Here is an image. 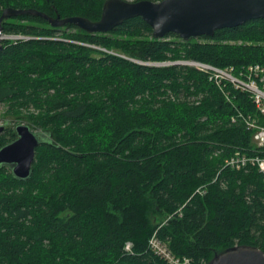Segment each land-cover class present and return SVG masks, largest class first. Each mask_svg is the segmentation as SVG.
Masks as SVG:
<instances>
[{
	"label": "trees",
	"instance_id": "16d2710c",
	"mask_svg": "<svg viewBox=\"0 0 264 264\" xmlns=\"http://www.w3.org/2000/svg\"><path fill=\"white\" fill-rule=\"evenodd\" d=\"M104 1L0 0V15L97 21ZM2 34L29 37L2 43V116L46 139L27 180L0 166V264H167L153 235L189 264L238 245L264 253V173L226 163L264 157L246 124L264 127V115L230 82L175 64L264 69V18L190 41L155 39L140 17L87 33L19 15Z\"/></svg>",
	"mask_w": 264,
	"mask_h": 264
},
{
	"label": "water",
	"instance_id": "95a60500",
	"mask_svg": "<svg viewBox=\"0 0 264 264\" xmlns=\"http://www.w3.org/2000/svg\"><path fill=\"white\" fill-rule=\"evenodd\" d=\"M19 15L40 17L55 28L73 24L87 33L110 32L123 21L140 17L151 27L155 39L173 33L190 41L200 36L212 37L216 30L264 18V0H105L97 21L81 16L51 17L33 8L6 7L0 15V49L2 22ZM14 130L16 138L0 148V166L7 167L14 178L27 180L35 149L45 141L46 135L24 123L17 124ZM4 131L5 125L0 124V136ZM207 264H264V253L254 246L238 245L215 253Z\"/></svg>",
	"mask_w": 264,
	"mask_h": 264
},
{
	"label": "built area",
	"instance_id": "2783aa9c",
	"mask_svg": "<svg viewBox=\"0 0 264 264\" xmlns=\"http://www.w3.org/2000/svg\"><path fill=\"white\" fill-rule=\"evenodd\" d=\"M29 37L15 35L10 39L16 41L19 39H28ZM182 64H189L203 70L210 75V79L217 85L223 81L230 82L234 88L247 92L250 95L252 102L257 110L264 115V69L258 65H250L241 71L238 75L234 74L232 68L220 69L207 64L196 62H179ZM247 127L254 128V140L257 146L264 145V127L258 126L254 121L246 120ZM227 165L244 167L247 164L255 165L261 173H264V157L255 156L247 157L240 154H235L232 158L226 161ZM150 249L159 257L164 259L167 264H189L188 258L175 257L168 249L167 244L153 235L148 242ZM131 243H127L125 250L129 251Z\"/></svg>",
	"mask_w": 264,
	"mask_h": 264
},
{
	"label": "rangeland",
	"instance_id": "374dc122",
	"mask_svg": "<svg viewBox=\"0 0 264 264\" xmlns=\"http://www.w3.org/2000/svg\"><path fill=\"white\" fill-rule=\"evenodd\" d=\"M11 36H15V35L2 34L1 37L3 39L1 40V42L3 43L4 40L14 41V40L10 39ZM20 36H22V35H20ZM25 37H27V36H25ZM4 110H5V105L0 104V124L5 125L6 127L8 126V127L14 128L15 125L18 124V123H24V124L27 123L26 121H22V120L21 121L20 120L19 121H16V119L15 118H12V117H3L2 116V113L4 112Z\"/></svg>",
	"mask_w": 264,
	"mask_h": 264
}]
</instances>
